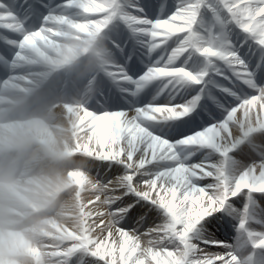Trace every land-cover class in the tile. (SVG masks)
<instances>
[{"label": "snow or ice", "instance_id": "6c2138e0", "mask_svg": "<svg viewBox=\"0 0 264 264\" xmlns=\"http://www.w3.org/2000/svg\"><path fill=\"white\" fill-rule=\"evenodd\" d=\"M0 32V66L38 80L86 53L107 171L60 264H264V0H0Z\"/></svg>", "mask_w": 264, "mask_h": 264}, {"label": "bare ground", "instance_id": "6f19581e", "mask_svg": "<svg viewBox=\"0 0 264 264\" xmlns=\"http://www.w3.org/2000/svg\"><path fill=\"white\" fill-rule=\"evenodd\" d=\"M74 46L75 41L64 45L55 68L47 78L52 77L61 63L77 57L80 58L76 64L78 68L86 64L83 49L75 54L69 51ZM41 71L44 69L40 67L16 69L15 87L18 92L22 91L20 98L42 81L31 75ZM31 140L45 143L48 150L31 145ZM11 143L23 146V158L33 174L25 180L22 192H14L23 196L35 210L50 205L53 200L48 210H54L48 211L50 214L47 215L36 214L32 222L24 224L22 231L13 233L10 228H3V221H21L22 216H27L34 210L12 201L7 190L0 187V217L2 214L5 217L0 218V264H60L64 258L63 253L76 243L75 237L91 223L90 217L100 200L96 174L103 177L107 171L103 167H97V161L90 155L92 151H98V148L91 137L83 104L80 101H74L72 105L60 103L43 113L40 120L1 126L0 145L9 146ZM74 165L76 168L71 170ZM260 205L264 208V201H260ZM17 211L22 216L15 215ZM151 223L149 221L147 226ZM255 227L258 229L259 226ZM216 237L234 243L235 231L220 230ZM16 247L25 253V257L13 259L10 254L17 252Z\"/></svg>", "mask_w": 264, "mask_h": 264}]
</instances>
